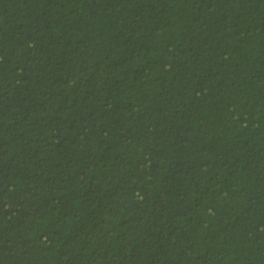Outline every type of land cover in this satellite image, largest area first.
Wrapping results in <instances>:
<instances>
[{
  "label": "trees",
  "instance_id": "trees-1",
  "mask_svg": "<svg viewBox=\"0 0 264 264\" xmlns=\"http://www.w3.org/2000/svg\"><path fill=\"white\" fill-rule=\"evenodd\" d=\"M0 264H264V0H0Z\"/></svg>",
  "mask_w": 264,
  "mask_h": 264
}]
</instances>
